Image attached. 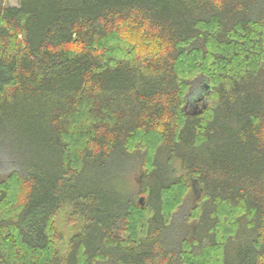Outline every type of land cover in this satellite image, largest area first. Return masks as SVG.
Wrapping results in <instances>:
<instances>
[{"label":"trees","instance_id":"obj_1","mask_svg":"<svg viewBox=\"0 0 264 264\" xmlns=\"http://www.w3.org/2000/svg\"><path fill=\"white\" fill-rule=\"evenodd\" d=\"M0 148V264H264V0H0Z\"/></svg>","mask_w":264,"mask_h":264},{"label":"rangeland","instance_id":"obj_2","mask_svg":"<svg viewBox=\"0 0 264 264\" xmlns=\"http://www.w3.org/2000/svg\"><path fill=\"white\" fill-rule=\"evenodd\" d=\"M5 5L9 6H17L19 0H2ZM206 87L205 83H198L194 86L192 89V92L190 96L187 98V111L193 112L199 109V107L202 106L203 102L199 100V98L205 94ZM198 101L196 102V100ZM174 168L178 172V174H181V169L179 168V164L176 163L174 165ZM15 170V166L12 164V160L9 159L7 151L3 148H0V179L7 175L10 171ZM138 172H134L131 179L133 183H136L138 181ZM136 185V184H135ZM197 193L193 189V191L186 197L183 206L181 207L179 213L176 215L175 222L173 224V227L170 231L171 238L168 240L170 243L173 244V242H176L181 236L184 234H188V227L186 225L183 226L184 223V217L188 210L193 206L195 199L197 198ZM64 232H66L64 230ZM168 241V242H169Z\"/></svg>","mask_w":264,"mask_h":264},{"label":"water","instance_id":"obj_3","mask_svg":"<svg viewBox=\"0 0 264 264\" xmlns=\"http://www.w3.org/2000/svg\"><path fill=\"white\" fill-rule=\"evenodd\" d=\"M205 108V107H204Z\"/></svg>","mask_w":264,"mask_h":264}]
</instances>
